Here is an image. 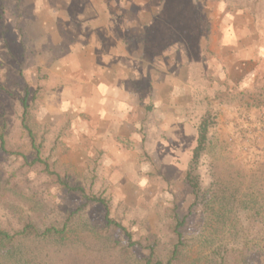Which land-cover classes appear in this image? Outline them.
<instances>
[{
	"label": "rangeland",
	"instance_id": "obj_1",
	"mask_svg": "<svg viewBox=\"0 0 264 264\" xmlns=\"http://www.w3.org/2000/svg\"><path fill=\"white\" fill-rule=\"evenodd\" d=\"M251 5L250 0H0V216L16 212L42 223L57 204L75 210L83 200L65 189L67 183L103 195L112 217L163 249L174 212L189 215L182 228L188 244L184 262L206 264L222 239L209 230L199 211L203 206L194 205L187 174L208 111L214 114L212 127L194 167L203 186L212 191L210 186L236 185L244 174L264 175V0ZM93 20L112 26L117 43L104 29L94 41L101 48L91 51L89 39L97 36ZM228 28L232 40L243 34V48L259 51V59L240 74L235 46L220 48ZM171 49L177 51L170 54ZM99 52L118 54L108 62L111 72L99 71ZM178 69L183 87L174 95L177 102L158 106L174 114L173 123L160 124L159 113H152L142 127L139 104L118 103L120 96L140 92L157 101L159 84L165 82L164 95L171 93L167 83H176ZM26 87L31 135L22 127ZM124 109L131 114L127 122L119 118ZM85 210L93 224L102 221L100 205ZM77 232L78 241L90 240V230Z\"/></svg>",
	"mask_w": 264,
	"mask_h": 264
},
{
	"label": "trees",
	"instance_id": "obj_2",
	"mask_svg": "<svg viewBox=\"0 0 264 264\" xmlns=\"http://www.w3.org/2000/svg\"><path fill=\"white\" fill-rule=\"evenodd\" d=\"M250 1L254 8L259 0ZM208 36L207 32V42ZM28 95L26 87L22 127L31 135ZM146 111H151L149 106ZM213 117L208 111L200 121L187 174L194 205L203 206L204 210L199 211L205 215L209 230L222 239L210 252L206 264H254L256 259H264V175L259 171L258 177L244 174L236 185L210 186L212 191L203 186L194 167L206 148ZM1 144L4 146L5 142ZM64 187L81 196L83 201L77 209L61 210L57 204L48 211V217L42 218V223L16 212L9 217L0 216V264H186L183 250L188 244L182 228L189 215L180 217L174 212L169 246L163 249L149 236L137 238L120 219L112 217L110 201L103 195L87 194L67 183ZM89 205L103 208L100 223L90 222V210H85ZM83 228L90 230V240L78 241L77 231Z\"/></svg>",
	"mask_w": 264,
	"mask_h": 264
},
{
	"label": "crops",
	"instance_id": "obj_3",
	"mask_svg": "<svg viewBox=\"0 0 264 264\" xmlns=\"http://www.w3.org/2000/svg\"><path fill=\"white\" fill-rule=\"evenodd\" d=\"M93 23L94 24H93V27H92V32H94L97 36L94 37L93 39L92 38L89 39L92 42V44L90 45L91 46V51L93 50V52L96 53L95 50L97 48H99V49L101 48L100 47L101 45H99L100 42L96 44L94 41H98V40L95 39V38H98V36L99 37L102 36V35L104 36V32H105L104 29L107 30V32L105 34L106 38L113 39V41H115L114 44L117 43L118 38L113 35L112 26H109L107 24L103 25L100 22H95V20H93ZM114 27L116 29H118L116 26H114ZM231 33H232V30H230V28H228L227 30L223 31V36H222V41H221V47L220 48H221V50H223L225 48H231L232 45L235 46V49H234L235 66H234V68L236 69V73L238 74V72H239V74H240L241 72L245 71L247 63L250 64L252 61H254L255 57H256V60L259 59V51H258V49L255 50V48H253L252 52H249L248 48H243L244 47V42H243V37L242 36H244V35L242 34L240 37H238V35L235 34V39L232 40ZM109 34L111 35V37L109 36ZM122 43H123V41H122ZM119 45H120V42H119ZM124 48H125L126 52L128 53V55H132L131 47L130 46H125V42H124ZM168 51H170L168 53L171 54V53H174V51H177V49H171V50H168ZM113 53H115V51ZM99 54H102V55H100L98 57L103 59V63H102L103 65H101L98 68L99 71L102 72V73H104V71L105 72H111L112 67L109 66L108 62L110 60H112L116 55L118 56V54H106V53H102V52H99ZM179 61H180V59L178 61L174 60L175 64H178L177 67H179ZM161 65H163V64H161ZM125 68L126 67L123 66V69H125ZM175 76H177V77H175ZM244 76H245V74L241 75L240 81L243 80ZM122 79H124V77ZM174 79L176 80V83H172V84L169 83V82L167 83L168 87H173L172 92L167 94V95L163 94V91H164L163 88L165 87V82L163 81V82H161V84H159L158 94L160 96H158L157 101H155L153 99L152 94L149 96V99H146L147 96L142 98V96L140 94L141 92L140 93H136L135 97H133L131 95V93H129V95L127 97H123V96L119 95L120 96V100H117V101H118L119 104L123 102V107L124 108L129 107V104H131L132 101L137 102L139 104L138 107L140 109V112H139L140 118L138 119V122H139V124L142 127L145 124H147L148 120L150 121L152 119V118L150 119V115L152 113H153L152 116H154V114H158L159 113L158 115H159V117L161 119V121H160L161 123L160 124H162L164 121H168V120H171V122L173 123L174 114H169L168 115L167 113L163 112L162 110L158 111L159 110L158 106L160 105V102L167 103L169 100H170L169 102H172V103L177 102V100L174 98V95H176V93L178 92L180 87H183V84H181L179 82V69H178L176 74L174 73ZM139 82L142 83V80L139 81ZM141 83L138 84V85H141ZM124 87H125V83H124ZM139 87H141V86H139ZM125 90H127V89L124 88V91ZM128 92H130V91H128ZM155 103H157V104H155ZM147 106L150 107V109H151L150 112L146 111V107ZM120 109H122V108H120V107L117 108V111L122 112ZM124 111H125V109H124ZM119 118H122L123 120H125V122H127V118H128V120H130L131 114H130V112L125 111L122 116L119 114Z\"/></svg>",
	"mask_w": 264,
	"mask_h": 264
}]
</instances>
